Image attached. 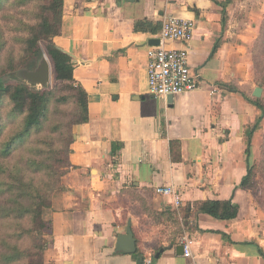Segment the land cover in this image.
Returning <instances> with one entry per match:
<instances>
[{
	"label": "crops",
	"instance_id": "0c3cea01",
	"mask_svg": "<svg viewBox=\"0 0 264 264\" xmlns=\"http://www.w3.org/2000/svg\"><path fill=\"white\" fill-rule=\"evenodd\" d=\"M226 1L64 0L55 41L73 58L89 120L73 128L66 188L43 213L45 264H264V207L243 186L264 134L251 71L264 0H232L225 17ZM169 16L196 23L189 61L202 84L155 97L147 51L159 32L136 31L135 22ZM161 185L178 189L179 208L156 192ZM207 200L233 202L237 217L193 205ZM128 227L134 253L118 249ZM185 236L191 256L177 248Z\"/></svg>",
	"mask_w": 264,
	"mask_h": 264
},
{
	"label": "trees",
	"instance_id": "16d2710c",
	"mask_svg": "<svg viewBox=\"0 0 264 264\" xmlns=\"http://www.w3.org/2000/svg\"><path fill=\"white\" fill-rule=\"evenodd\" d=\"M231 1L220 3L225 17ZM63 8L64 0H0V264H45L48 222L43 213L54 193L66 188L63 178L71 167L73 128L89 120L88 94L75 79L73 58L55 41ZM161 28V21L135 22L136 31L158 33ZM263 36L264 22L258 39ZM43 53L52 64L53 86L37 88L19 72L35 69ZM256 82L263 87L264 77ZM253 100L264 114V93ZM261 150L264 155V139ZM256 169L255 163L249 166L243 186L264 207V189L259 193L254 188ZM193 205L221 219L235 218L239 212L231 201ZM172 213L168 216L178 220Z\"/></svg>",
	"mask_w": 264,
	"mask_h": 264
},
{
	"label": "built area",
	"instance_id": "2783aa9c",
	"mask_svg": "<svg viewBox=\"0 0 264 264\" xmlns=\"http://www.w3.org/2000/svg\"><path fill=\"white\" fill-rule=\"evenodd\" d=\"M195 28L196 23L191 19L178 16L163 19L162 28L158 33L160 44L151 46L147 51L150 94L155 97H169L193 91L201 86V76L193 71L189 61L188 46ZM169 41H178L184 46L168 48L166 43ZM156 192L170 195L177 208L183 203L178 189L173 185L157 186ZM181 244L184 246V255L191 256V239L185 236L181 239Z\"/></svg>",
	"mask_w": 264,
	"mask_h": 264
},
{
	"label": "water",
	"instance_id": "95a60500",
	"mask_svg": "<svg viewBox=\"0 0 264 264\" xmlns=\"http://www.w3.org/2000/svg\"><path fill=\"white\" fill-rule=\"evenodd\" d=\"M151 42H154L155 45L160 44L159 38L151 39ZM19 75L29 84L38 86L40 88H44L52 85L54 75L53 68L50 59L48 58L46 53H43L42 59L39 61L38 66L35 69H23L19 72ZM263 87L257 86L253 95L255 97H261L263 95ZM143 98V96H140ZM173 97V96H169ZM119 248L121 251H125L128 253H134L137 250L136 239L134 237L133 231L131 227H128L127 234L119 236ZM178 250L184 252V246L181 244L177 247ZM164 251V248L161 249L155 257L158 258L160 254Z\"/></svg>",
	"mask_w": 264,
	"mask_h": 264
},
{
	"label": "rangeland",
	"instance_id": "374dc122",
	"mask_svg": "<svg viewBox=\"0 0 264 264\" xmlns=\"http://www.w3.org/2000/svg\"><path fill=\"white\" fill-rule=\"evenodd\" d=\"M263 22H264V19L262 20V23ZM262 23H261V25H262ZM261 25H260V29H259L260 31H259L258 38L260 37V34H261ZM258 38L255 40L253 47H252V50H251L252 79L257 85H258V83L256 82V80L261 78V77H264V36L260 39H258ZM258 40H260L259 44H257ZM52 86H53V83H52V85H50V87H52ZM258 86H260V85H258ZM37 88H40V87L37 86ZM263 89H264V86H263ZM262 125L264 128V114H263V118H262ZM263 136H264V134H263ZM262 143H263V141H262ZM263 157H264V155H263L262 150H261V152L259 153L258 160H256L254 162L257 166L255 180H254V188L257 189L259 193L261 190L264 189V167H262ZM63 180H64V178H63ZM258 192H257V195H258ZM262 198H263L262 200L264 201V196H262Z\"/></svg>",
	"mask_w": 264,
	"mask_h": 264
}]
</instances>
